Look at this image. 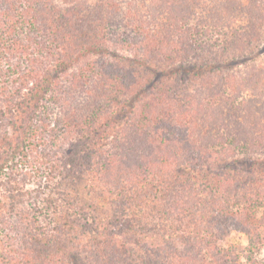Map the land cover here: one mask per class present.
Returning <instances> with one entry per match:
<instances>
[{
  "label": "trees",
  "instance_id": "obj_1",
  "mask_svg": "<svg viewBox=\"0 0 264 264\" xmlns=\"http://www.w3.org/2000/svg\"><path fill=\"white\" fill-rule=\"evenodd\" d=\"M125 1L82 42L71 5L0 0V264H237L264 220V0Z\"/></svg>",
  "mask_w": 264,
  "mask_h": 264
},
{
  "label": "rangeland",
  "instance_id": "obj_2",
  "mask_svg": "<svg viewBox=\"0 0 264 264\" xmlns=\"http://www.w3.org/2000/svg\"><path fill=\"white\" fill-rule=\"evenodd\" d=\"M56 1H57L56 4L60 6L69 7L71 5L75 9L74 11L77 12L78 15L77 20H74V22L72 23L77 24L78 27H82V29L84 30V33H82L84 35L83 36L84 39L82 42H86L87 40L88 42L93 41L95 37H98V33H100V31L102 30V27H101V22L99 20H96V17H98L97 15L103 9L109 6L110 0H56ZM120 2L121 4H123L122 6L125 8L124 11L128 12V8L127 6H125L126 1L120 0ZM121 13L124 14L123 12ZM117 16L119 20L120 18L121 19L123 18L120 14ZM262 35H263L262 37L263 41L261 46L259 47V50L257 51L258 58H260V60H258V62L256 63V65L258 66L264 64V29ZM88 46L90 45L88 44ZM103 47L105 50L108 49V51L104 53L105 54L104 56L100 55L99 57H103L104 59H107L108 62L118 63V65H122L123 63L122 61L124 57V59L127 60V64H129L128 65L129 68L130 66L136 67L138 65L137 62L139 61L140 48L133 50L134 51L133 52L130 48H127L126 45L116 43V41L112 39H106L104 41ZM114 51H117V53L119 54L118 58H115ZM138 51L139 53L137 54ZM145 55L147 54H145V51H143L140 56L141 58L140 61L144 62V64L148 65L150 68L154 70L157 69L156 73L161 74V78L162 77L167 78L169 76L173 77L176 75L177 78L180 80V85L182 86H185V81L187 78V88L189 91H194L195 85L198 83H202V80L199 77H196L195 81L193 80L195 76H193L192 74L196 73L197 71V70L193 71L194 65L189 64L187 65V67L186 65L183 66L179 62L180 61L179 59H177L176 61V59L174 60L171 57H169V59L165 61L153 62L149 60L151 58L145 57ZM110 56L114 58H111ZM247 68L249 67L247 66ZM247 68L246 65L244 64H240V65L234 64L230 68H227L229 69L227 70V73H229V75H231L232 77H237V76L239 77L241 72L243 70H247ZM186 70H190V72ZM146 75L150 77L149 72H146ZM190 79H192L193 83L190 81ZM206 168L207 167L203 168V172H205L204 170H206ZM258 215L259 216L264 215V208L259 209ZM262 221L263 222L260 223L259 230L257 232L255 231L251 232L250 234L251 236H248V234H246L243 230L233 229L229 234L225 236L224 239L219 240V242L217 241L219 245H221V247H224L225 249H229L234 253L235 260L238 256L239 259H237V264H264V220ZM251 244L253 245L252 247L253 249L249 251L248 246ZM249 252L252 255V259L249 257L248 259L246 256L247 254H249ZM205 254L207 255L206 260L208 263L209 261H212L211 262L212 264H216L215 260L212 258L210 253L205 251ZM234 258H230V259H234ZM72 263L75 264V261H73Z\"/></svg>",
  "mask_w": 264,
  "mask_h": 264
}]
</instances>
